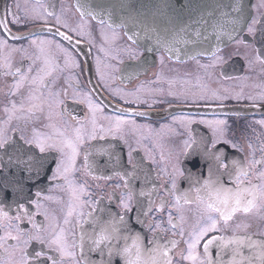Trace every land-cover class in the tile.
Segmentation results:
<instances>
[{
	"label": "flooded vegetation",
	"instance_id": "1",
	"mask_svg": "<svg viewBox=\"0 0 264 264\" xmlns=\"http://www.w3.org/2000/svg\"><path fill=\"white\" fill-rule=\"evenodd\" d=\"M252 3L234 40L180 60L74 0H0V264H264V0ZM215 188L253 189V207L225 221L206 210ZM209 216L216 229L190 250ZM57 235L73 255L49 247Z\"/></svg>",
	"mask_w": 264,
	"mask_h": 264
},
{
	"label": "water",
	"instance_id": "2",
	"mask_svg": "<svg viewBox=\"0 0 264 264\" xmlns=\"http://www.w3.org/2000/svg\"><path fill=\"white\" fill-rule=\"evenodd\" d=\"M82 14L123 28L146 51L174 59L211 55L234 40L251 16L253 0H74ZM264 33V18L260 21ZM138 207H136V210Z\"/></svg>",
	"mask_w": 264,
	"mask_h": 264
},
{
	"label": "snow or ice",
	"instance_id": "3",
	"mask_svg": "<svg viewBox=\"0 0 264 264\" xmlns=\"http://www.w3.org/2000/svg\"><path fill=\"white\" fill-rule=\"evenodd\" d=\"M16 7L18 8L19 5L17 4ZM13 22L14 23H18V18L15 17V14H13ZM4 21L0 20V24H3ZM255 23V21H254ZM253 29L251 27H249V32H252ZM68 38V37H66ZM0 43H2V41H0ZM35 82V81H34ZM16 87H19V84L16 85ZM13 107H15V105H13ZM124 123L123 120H121L120 118L116 119V129L118 130L120 125ZM217 123H222V122H217ZM261 123H264V121H261ZM21 139H23V137H21ZM79 139V137H78ZM9 143V141L4 138L2 131H0V149L5 148V146ZM26 143H33V141H26ZM65 143L67 144L68 147L72 148V155L69 157V160L74 162L75 159V155H76V150H75V146L72 144L71 141H65ZM35 145L36 147L39 149V151L41 153H43L45 151V146H46V142L44 140L41 139H37L35 141ZM49 147H55L56 145H48ZM57 171L59 173L60 171V165L57 166ZM63 171L66 173L68 171V168L65 167L63 169ZM262 177H264V173L261 174ZM237 181L239 182V175L237 176ZM207 187V185H206ZM255 186H253L254 188ZM245 193H247L248 195H253L254 196V191L253 189H237V191L233 192L231 189H226V188H215L209 191V199L212 200L213 202L208 203L207 204V208L206 210L208 212H218L220 213V216L222 219H224L225 221H227L228 219L231 218L232 213H235L236 211L240 210L241 207L243 208L244 212H249L251 210V208L253 207V200H245ZM262 195H264V193H262ZM199 199V197H198ZM123 203V201H122ZM123 206L127 209L128 208V204L127 203H123ZM0 215H7L6 213H0ZM69 215H71V213H69ZM122 219V218H121ZM171 220V217L169 218ZM208 219L211 221V223H209L206 227L202 228L199 232L198 235H195V239L193 240L192 243L189 244V249H195L196 244L200 241V239L206 235L208 232L213 231L216 229L217 227V223L215 221V219H213L211 216L208 217ZM65 223H68L67 220H65ZM181 235H183V233H181ZM11 239L13 240H17L18 237H11ZM31 239H35L38 240L41 244H44L45 241L43 239H41L40 237H30ZM213 239H216L215 237H213ZM3 238H0V241H2ZM27 243V242H26ZM49 247H51L52 245H56L57 248L56 250L60 252L61 256H65V255H73L72 253H69L66 251L65 246L62 243V235H57L54 238H52L51 240H49L48 242ZM175 242H173L174 244ZM212 243L211 240L208 241V243H206L204 245L205 247V251L207 252L208 249V245ZM0 246H2V243H0ZM129 251L128 249H125V252ZM165 255H167V252L164 253ZM34 255L39 258L45 255V253H43V251L38 250L34 252ZM48 260H52L53 264H60V261L55 260L53 257L48 256L47 257ZM186 259H190V260H194L195 256L192 254V252L190 251L189 255L186 257ZM42 264H46V262H42ZM128 264H135L134 261H128Z\"/></svg>",
	"mask_w": 264,
	"mask_h": 264
}]
</instances>
